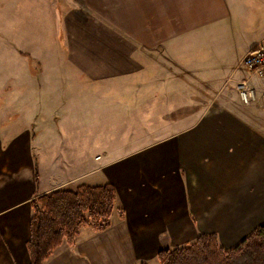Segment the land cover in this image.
<instances>
[{
  "label": "crops",
  "instance_id": "crops-1",
  "mask_svg": "<svg viewBox=\"0 0 264 264\" xmlns=\"http://www.w3.org/2000/svg\"><path fill=\"white\" fill-rule=\"evenodd\" d=\"M78 4L88 13L73 16ZM63 38L81 81L138 103L115 112L123 128L109 151L80 111L42 107L61 96L45 53H62ZM261 44L264 0H0V264H30L35 197L82 184L115 186L112 224L84 227L44 264H160L161 250L200 234L229 249L263 224L264 101L246 106L237 90ZM8 53L25 60L26 78L5 72Z\"/></svg>",
  "mask_w": 264,
  "mask_h": 264
},
{
  "label": "trees",
  "instance_id": "trees-1",
  "mask_svg": "<svg viewBox=\"0 0 264 264\" xmlns=\"http://www.w3.org/2000/svg\"><path fill=\"white\" fill-rule=\"evenodd\" d=\"M115 201L111 183L82 184L35 197L27 243L30 264H44L61 247L73 245L84 227L96 232L110 228ZM158 260L160 264H264V223L229 249L221 246L216 234H200L188 245L161 250Z\"/></svg>",
  "mask_w": 264,
  "mask_h": 264
},
{
  "label": "rangeland",
  "instance_id": "rangeland-1",
  "mask_svg": "<svg viewBox=\"0 0 264 264\" xmlns=\"http://www.w3.org/2000/svg\"><path fill=\"white\" fill-rule=\"evenodd\" d=\"M79 5V4H78ZM70 9V8H69ZM88 11V9L84 6H77L75 8H72V14L73 16L82 12L83 14ZM88 13V12H87ZM61 46L63 47V52H47L45 53L47 62L45 64H48L49 67L46 69L47 73L49 74V79L51 78L54 81L60 80L63 84L60 86V92L61 96L58 97H45V102L43 103L42 107L43 109H60L66 110L69 109L71 111L78 110L79 117L82 122V125L84 128L87 126L89 127H96L99 129L100 137L103 139V143L100 145V149L107 148L106 150L109 151L110 148L115 147L119 140L121 133L120 131L123 127L119 126L118 124H114V121L116 120L115 112H119L123 115L129 110V109H137L138 103L135 101V98H117L116 100L108 99L106 95L109 93L112 94H119L120 89L116 86H98L97 84H91L89 81L84 79L81 81V77L78 75H75V70L73 69L72 65L69 63V58L67 57V45L68 41L67 39L63 38L61 39ZM51 42V40H50ZM43 43V42H42ZM42 45V44H41ZM7 55V56H6ZM4 55V70L6 73L11 74V76H14V74H18L20 78H26V64L25 60L21 59L18 55L15 53H8ZM29 56V55H28ZM30 57V56H29ZM28 69L30 66V72H42L39 69L40 63H35L33 60H29ZM45 74V72H44ZM44 77V75H43ZM44 81V78L43 80ZM85 81V82H84ZM76 85V86H75ZM55 85H52V88L55 89ZM28 89V88H27ZM109 89V90H108ZM23 90V87H20V91ZM26 91V89H24ZM58 90V89H56ZM132 93V92H129ZM105 96L104 99H102L101 96ZM5 95L1 94L0 96V111L3 110L6 106ZM235 100V98H234ZM119 101V102H118ZM236 102H239L238 99L235 100ZM256 103H259V101H256ZM253 103V104H256ZM15 104V103H13ZM155 103H148V107H151ZM251 104V105H253ZM20 110V113L22 114V110H27L29 108V102L21 101L17 103ZM247 106V105H246ZM263 106V107H262ZM259 108L264 110V104L262 103ZM262 110V111H263ZM13 111V109H12ZM15 111V109H14ZM264 112V111H263ZM153 113H156V110L153 111ZM118 115V113L116 114ZM98 116L99 124L92 125L88 118ZM15 119L12 117V114H10L8 117H6L5 121L9 122L8 125L10 127H13L14 129H17L22 124V119H19L18 121H14ZM139 120V119H137ZM14 121V122H13ZM133 121H135L133 119ZM117 132V136L114 134V132ZM119 134V135H118ZM132 134V133H130ZM130 134H127L128 136ZM138 134L133 133L131 136H136ZM97 182V181H96ZM222 246V245H221Z\"/></svg>",
  "mask_w": 264,
  "mask_h": 264
},
{
  "label": "built area",
  "instance_id": "built-area-1",
  "mask_svg": "<svg viewBox=\"0 0 264 264\" xmlns=\"http://www.w3.org/2000/svg\"><path fill=\"white\" fill-rule=\"evenodd\" d=\"M241 66L246 73L237 85L241 103L248 106L256 101H264V44L252 49L244 57ZM253 78L258 83L252 82Z\"/></svg>",
  "mask_w": 264,
  "mask_h": 264
}]
</instances>
